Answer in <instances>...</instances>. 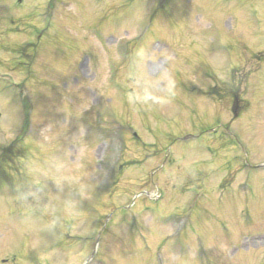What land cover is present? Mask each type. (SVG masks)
<instances>
[{
  "label": "rangeland",
  "instance_id": "obj_1",
  "mask_svg": "<svg viewBox=\"0 0 264 264\" xmlns=\"http://www.w3.org/2000/svg\"><path fill=\"white\" fill-rule=\"evenodd\" d=\"M263 167L264 0H0V264H264Z\"/></svg>",
  "mask_w": 264,
  "mask_h": 264
}]
</instances>
